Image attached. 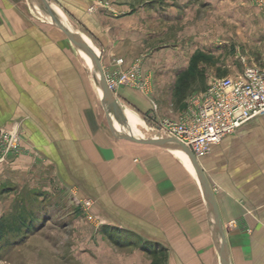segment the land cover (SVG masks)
<instances>
[{
  "label": "crops",
  "instance_id": "0c3cea01",
  "mask_svg": "<svg viewBox=\"0 0 264 264\" xmlns=\"http://www.w3.org/2000/svg\"><path fill=\"white\" fill-rule=\"evenodd\" d=\"M92 1L51 0L84 32L105 76L139 68L143 88L120 86L116 101L152 129L161 119L177 120L185 51L166 34L181 14L200 5L143 0L117 7L107 0L111 4L88 14ZM21 6L22 0H0V120H34V170L43 169L55 187L78 184L80 194L102 206L107 224L170 253L164 264L210 258L220 264L212 215L187 156L118 139L104 128L103 104L86 64L77 54L55 52L54 38L39 43L26 36ZM37 44L44 45L40 52ZM126 111L129 125L139 126L141 135L134 137H150ZM257 119L198 160L214 193L230 264H264V120ZM40 161L46 168H38Z\"/></svg>",
  "mask_w": 264,
  "mask_h": 264
},
{
  "label": "rangeland",
  "instance_id": "374dc122",
  "mask_svg": "<svg viewBox=\"0 0 264 264\" xmlns=\"http://www.w3.org/2000/svg\"><path fill=\"white\" fill-rule=\"evenodd\" d=\"M195 1L200 6L195 11L189 10L181 14L182 17L177 18V24L168 29L166 34L167 38L182 43L185 51V67L180 77L183 110L186 108L188 97L204 91L213 79L239 77L248 68L264 70V18L255 2ZM49 2L54 6L55 3L51 0ZM112 2L111 4L107 0H93L88 14L94 13L95 6L106 3L118 7L142 3L143 0ZM21 7L22 20L29 24L25 35L34 36L39 43L45 38H54L55 52L77 54L82 64H86L92 76L90 79L101 98L98 75L90 59L51 24L48 14L40 7L38 0H22ZM57 7L59 8L54 6L53 9L68 23V28L92 46L70 16ZM41 46L44 45H34V51L40 52ZM117 103L120 104L115 100V104ZM118 104L116 109L119 117L115 112L114 116L122 131L133 136L141 135L137 124L134 128L127 122L131 120L128 118V110L132 117L134 114L138 118L151 136L156 134L143 122V117L137 116L120 104L126 109L123 110ZM102 118L104 128L109 129L104 105ZM257 120H264V117ZM12 146H15L16 150ZM42 163L45 162L40 161L38 168H46ZM37 165L38 162L34 163V120H0V218L11 222L21 209L32 213L33 216L35 212L38 217L35 231L33 222L30 231L24 233L22 242H14L3 249L0 264L151 263L152 257L145 250L149 246H145L141 238L107 224V215L103 214L102 206L96 203L94 197L80 194L78 184L71 185L68 190L55 187L43 169H38V172L37 169L34 170ZM172 256L176 258L177 255L173 253ZM179 257L178 255L177 258ZM199 263L218 264V260L210 258L207 262Z\"/></svg>",
  "mask_w": 264,
  "mask_h": 264
},
{
  "label": "built area",
  "instance_id": "2783aa9c",
  "mask_svg": "<svg viewBox=\"0 0 264 264\" xmlns=\"http://www.w3.org/2000/svg\"><path fill=\"white\" fill-rule=\"evenodd\" d=\"M253 1L264 18V0ZM121 62L117 60L116 64ZM106 81L114 93L120 86L141 90L144 84L138 67L125 71L117 69L112 75H106ZM260 117H264V70L248 68L239 77L211 80L204 91L188 97L186 108L177 120L161 119L153 131L178 141L199 160L225 136Z\"/></svg>",
  "mask_w": 264,
  "mask_h": 264
},
{
  "label": "water",
  "instance_id": "95a60500",
  "mask_svg": "<svg viewBox=\"0 0 264 264\" xmlns=\"http://www.w3.org/2000/svg\"><path fill=\"white\" fill-rule=\"evenodd\" d=\"M38 3L40 7H42L45 10V12L48 14L51 20V24H53L57 29H59L63 33V35L68 39V41L78 51L84 53L90 59L91 63L95 67L99 78L100 88L102 90L103 101L101 99V102L105 108L106 121L108 123V127L111 133L118 139L136 144L152 145V146L165 148L167 150H169L171 147L181 148L184 154L188 157V159L192 164L196 178L198 180L204 200L208 206V210L212 215V224H213L214 236L218 245V255H219L220 264H230L224 229L218 214L214 193L198 159L194 157V155L191 153V151L188 148H186L185 146H183L173 138L159 135L157 133L154 134L152 137L139 138V137H134L131 134L125 133L120 129L117 130L113 122V115L116 107L114 100L115 96L108 88L106 76L102 68L99 55L95 53L86 44L85 41H83L72 30H70L68 26L60 22L56 13L53 10L52 5L48 0H38Z\"/></svg>",
  "mask_w": 264,
  "mask_h": 264
},
{
  "label": "trees",
  "instance_id": "16d2710c",
  "mask_svg": "<svg viewBox=\"0 0 264 264\" xmlns=\"http://www.w3.org/2000/svg\"><path fill=\"white\" fill-rule=\"evenodd\" d=\"M33 222L35 231L36 223H38L37 214L34 212L33 216L32 213H26L24 209H21L11 222L0 218V256L4 248L11 246L14 242H22L24 233L30 231ZM145 250L152 257L150 264H164L166 262L167 253L163 248L149 247Z\"/></svg>",
  "mask_w": 264,
  "mask_h": 264
},
{
  "label": "bare ground",
  "instance_id": "6f19581e",
  "mask_svg": "<svg viewBox=\"0 0 264 264\" xmlns=\"http://www.w3.org/2000/svg\"><path fill=\"white\" fill-rule=\"evenodd\" d=\"M54 10V9H53ZM54 12L56 13V11L54 10ZM56 15H57V17H58V19L60 20V22H62L63 24H65L66 25V23L60 18V16L56 13ZM67 26V25H66ZM88 45V44H87ZM95 53H96V50H94V48H92V46H90V45H88ZM97 72V71H96ZM98 75V74H97ZM98 80H99V78H98ZM99 87H100V84H99ZM101 89V88H100ZM112 92V91H111ZM101 93H102V90H101ZM113 93V92H112ZM101 99H102V96H101ZM102 101H103V99H102ZM115 113L118 115V112H117V109H116V107H115ZM118 117H119V115H118ZM113 122H114V126H115V128L117 129V130H122L120 127H119V125H118V123L116 122V119H115V116L113 115ZM170 149H177V150H181L182 151V149L181 148H175V147H171ZM183 152V151H182ZM184 153V152H183ZM188 158V157H187ZM190 161V160H189ZM191 163V162H190ZM192 165V164H191ZM193 168V167H192ZM195 173V172H194ZM198 181V180H197ZM199 184V183H198Z\"/></svg>",
  "mask_w": 264,
  "mask_h": 264
}]
</instances>
